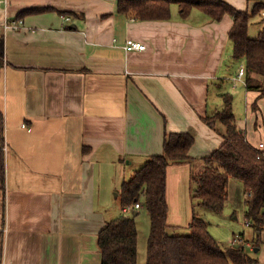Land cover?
Here are the masks:
<instances>
[{"label":"crops","instance_id":"1","mask_svg":"<svg viewBox=\"0 0 264 264\" xmlns=\"http://www.w3.org/2000/svg\"><path fill=\"white\" fill-rule=\"evenodd\" d=\"M7 1L0 10V264H101L97 235L112 219L103 212L111 192L162 153L165 133L194 137L192 162L168 166L166 181L167 225L187 231L191 177L223 143L201 117L220 110L221 94L239 84L252 94H245L252 124L264 110L244 76L228 71L233 19L213 21L198 9L183 18L173 5L169 20L137 21L117 12L118 0ZM222 1L237 11L264 4ZM33 8L52 10L16 19ZM253 19L263 26L264 11ZM6 20L22 24L4 31ZM128 39L145 50L126 51ZM236 125L264 150L252 125ZM241 187L233 214L246 199Z\"/></svg>","mask_w":264,"mask_h":264},{"label":"trees","instance_id":"2","mask_svg":"<svg viewBox=\"0 0 264 264\" xmlns=\"http://www.w3.org/2000/svg\"><path fill=\"white\" fill-rule=\"evenodd\" d=\"M173 5L183 18L193 9H198L213 21H219L224 15L233 19L228 34L232 58L244 60L246 89L258 92V99L264 98V30L256 38H250L248 34L251 19L264 11V4L257 3L250 11H237L222 0H118L117 12L137 21H165L170 19ZM49 10L52 9H28L16 19ZM3 60L4 41L0 33V68ZM221 98L223 106L220 110L201 117L206 126L219 131L223 143L202 158L204 169L191 177L193 210L190 233H167L166 181L168 166L192 162L189 151L194 137L189 133H165L162 153L148 157L133 176L122 183L119 192L121 214L108 220L98 232L101 264H138L137 212L126 213L123 209L139 203L141 198L150 223L146 264H257L242 243L223 248L210 234L204 216L199 214L200 210L217 215L223 212L228 199L229 180L234 178L242 183L245 194H248L245 220L255 232L264 229V150L251 145L237 127L232 95L222 93ZM219 126L221 130H218ZM4 170V152L0 149L2 183ZM256 241L260 242L258 237ZM257 242L253 245L258 247Z\"/></svg>","mask_w":264,"mask_h":264},{"label":"rangeland","instance_id":"3","mask_svg":"<svg viewBox=\"0 0 264 264\" xmlns=\"http://www.w3.org/2000/svg\"><path fill=\"white\" fill-rule=\"evenodd\" d=\"M175 7V6H174ZM264 26V25H263ZM261 24L255 20L251 19L249 23V37L250 38H256L258 35V31H261V28L263 27ZM230 59L232 58V50L230 53ZM230 64V63H229ZM240 66L244 67V60H234L231 59V64L229 66V73L233 77V75L236 74L238 71V68ZM229 84V82H228ZM242 90H239L237 92H231V95L233 96V112L236 117V122L243 123L244 126H248V128L251 126L250 130L255 135L259 134L263 137L264 141V110L262 115L257 112L256 117V124L251 120V116L248 114V108L246 105V95L248 94L245 92L246 90L243 89L242 84H239ZM226 85H224L225 88ZM227 88V87H226ZM211 95V92H210ZM248 95H252L249 93ZM264 99V98H263ZM259 100L258 104L260 105L261 109L264 107V100ZM218 130H221L220 126L218 127ZM258 147V145H257ZM120 176V173L117 174ZM129 176L126 177L128 179ZM239 190H237V186ZM229 201L226 203L225 208L223 212L219 215L213 214L208 211L200 210V215L202 217L204 216L205 221L208 224V230L210 234L218 241L220 242V245L223 248L231 247L234 244L242 243L246 247V252L250 255H252L256 260L257 264H264V231L261 233L259 232V235L254 237V228L250 226V224H247V221L244 218V214L246 211V205H245V196L242 195L239 198L238 205L235 208V213H232V207H231V198L234 197L237 193L242 191L241 182L237 179L231 178L229 180ZM243 188V193H244ZM120 187H117L116 189H113L110 195V205L108 208H106L103 212L106 216L110 218H114L121 214V206H120V197H119ZM246 197H248V194H245ZM141 209L136 210L137 215L135 216V221L137 223V229H138V240H137V255L142 256V260L144 261L143 264H146V243L147 238L149 234V215L144 207V199L141 198L139 200ZM203 209V208H201ZM134 212V213H135ZM264 212V210H263ZM167 233L170 235H187L190 233L189 229L186 230H174L173 228L169 227L167 228ZM258 233V232H257ZM255 235H257L255 233ZM259 238L260 242H257L256 239ZM245 239V240H244ZM244 240V241H242ZM234 241V243H232ZM250 243L252 248V251L247 247L246 243ZM254 242H257V246H254ZM259 250V251H257Z\"/></svg>","mask_w":264,"mask_h":264},{"label":"built area","instance_id":"4","mask_svg":"<svg viewBox=\"0 0 264 264\" xmlns=\"http://www.w3.org/2000/svg\"><path fill=\"white\" fill-rule=\"evenodd\" d=\"M7 3H8L7 0H0V10H2L4 7H6ZM65 20H68V17H65ZM21 24H22L21 20H15V21L6 20L3 23V29H4V31L10 30V29L16 30V29H18L21 26ZM123 48L126 51H143V50H145V45H143V44H141L139 42H136V41L128 39V40L125 41V44H124ZM244 74H245L244 67L240 66L239 69H238V76H237L238 79L239 80L242 79ZM258 148L262 149L263 145L261 144ZM140 208H141L140 203H135L132 207L124 209V212L130 213L131 211H133V210L136 211V210H139Z\"/></svg>","mask_w":264,"mask_h":264}]
</instances>
